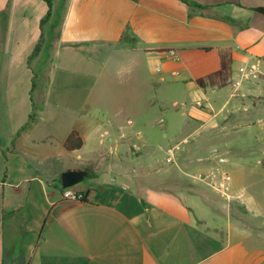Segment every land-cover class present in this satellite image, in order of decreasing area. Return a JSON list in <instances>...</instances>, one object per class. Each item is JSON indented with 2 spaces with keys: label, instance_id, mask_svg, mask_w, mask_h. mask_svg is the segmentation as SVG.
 Here are the masks:
<instances>
[{
  "label": "crops",
  "instance_id": "crops-1",
  "mask_svg": "<svg viewBox=\"0 0 264 264\" xmlns=\"http://www.w3.org/2000/svg\"><path fill=\"white\" fill-rule=\"evenodd\" d=\"M254 5L260 2L52 0L48 17L45 0H0V264H264V243L248 228L261 217V202L235 190L227 153L218 146L231 199L194 178L217 164L210 148L179 147L172 177V168L146 157L155 151L139 142L137 119L139 101L171 96L181 107L172 121L182 116V130L204 127L206 141L226 135L227 151H240L234 136L264 102L253 93L259 83H243V96L232 88L249 57H261L264 70V19L243 14L264 16ZM112 62L126 74L119 94L108 90ZM154 75L170 84L154 91ZM233 97L241 99L221 112ZM72 131L83 143L69 149ZM250 147L264 168V140ZM67 170L87 172L70 187L84 201L64 198Z\"/></svg>",
  "mask_w": 264,
  "mask_h": 264
},
{
  "label": "rangeland",
  "instance_id": "rangeland-1",
  "mask_svg": "<svg viewBox=\"0 0 264 264\" xmlns=\"http://www.w3.org/2000/svg\"><path fill=\"white\" fill-rule=\"evenodd\" d=\"M246 1L260 2V5L254 6L264 7V0ZM243 14L252 22H254L257 18L264 19L263 15L257 16V14L253 10H245L243 11ZM107 56L109 57V54ZM112 58H115V56H113ZM107 63H109V61H107ZM110 66L112 70V76L108 80L115 84L111 87H108V90L110 93L119 94L122 87L118 84L119 82H121V80H124L126 74H124L121 70H117V67H115L113 62L110 63ZM91 81L93 82L94 80ZM101 82V80L98 81L100 87ZM169 84V80L160 82L158 80L157 75L153 76L154 91L161 90L164 88L165 85ZM150 88L151 86L148 87V89ZM98 89L99 88L97 87V90ZM109 92L107 91L106 93ZM256 92L264 96V86L262 82L255 85V90L253 91V93L255 94ZM247 97L248 98H246V101L248 104L249 99L252 98V94ZM239 99L241 98H231V100L222 108L221 112H229L233 108V104ZM223 100L224 99H222L219 103L215 105L213 112L219 110V108L222 106ZM171 103V96H167L166 100L164 101H161L160 99H153V101L150 102L148 105H146V103H141L140 101L138 102V106L140 107V113L142 112L141 117H137L139 122H141L138 123V127L141 130V137L138 140L139 142H141V144H144L145 148L153 147L155 151L153 153L152 151H150V149L148 151L145 150L144 153H149L146 157L150 160L153 154L155 160L161 165L160 169H165L168 166L172 168L170 176L173 177V168L175 167V164H171V162H167L166 160L167 147L171 145H179V147L185 148L190 145H202L206 149L210 148L209 151H211L216 147V149L218 150L219 146L222 150L227 153V156L229 157V167L233 175V183L236 184L235 190L239 188V190L242 191L244 188V195L242 199L245 201H248L247 193H253L255 196L258 197V200L261 202L262 215L256 220H252L254 223L253 225H248V228H250V231L253 233V235L256 234L257 236H259L261 238V241H263L264 243V168L258 162L259 158L261 157V154L257 153L253 148L250 147V142H252L255 138L264 140V102H262V104L259 106L257 113L253 115L252 123H250L249 127L245 128V133L239 134V136H234V140H241L240 143H242L240 145V151L237 152L227 151L226 148L228 147L229 143H231L230 140L232 138L226 139V135H223L225 136V140L219 141L218 143H213L211 141H206L208 131H206V128L204 127H200L198 129L182 130V116H179V118L175 119V122L172 121V116L176 113V111L180 113L181 107H173ZM160 118H164L165 121L160 122ZM135 141V139H131L130 143L134 144ZM109 156L111 157V159H113L112 154H110ZM106 168H109V166ZM153 169H159V166H154ZM87 178L88 177H86L85 180ZM83 181L84 180H82L81 182ZM212 193L216 194V192L214 191H212ZM216 195L218 197V201L224 204L226 203L223 198H220L218 194ZM193 202L195 204L196 211L198 213L203 214L204 216H207L208 219L212 221L210 210L204 207L197 199H193Z\"/></svg>",
  "mask_w": 264,
  "mask_h": 264
},
{
  "label": "built area",
  "instance_id": "built-area-1",
  "mask_svg": "<svg viewBox=\"0 0 264 264\" xmlns=\"http://www.w3.org/2000/svg\"><path fill=\"white\" fill-rule=\"evenodd\" d=\"M167 55L175 59L178 55L174 49L167 50ZM263 60L259 56H251L248 60L241 64L238 68L240 73L239 77L235 79L232 83L233 95L239 94L243 96L241 91V86L245 82H256L263 83L264 86V70H263ZM157 71H161V67H156ZM163 119L161 118L160 121ZM107 140L106 137L102 136L100 138V143L104 144ZM178 145H171L166 149V160L167 162H175L177 156ZM210 153L214 156L217 164L212 165L209 169L201 172H197L196 179L206 183L208 186L212 187L215 191L221 194L222 197L226 199H231L232 194L230 191L231 183V173L225 165L226 158L224 154H221L216 148L212 149ZM63 196L65 199L74 202H81L85 200V195L82 191H75L70 187H63Z\"/></svg>",
  "mask_w": 264,
  "mask_h": 264
},
{
  "label": "water",
  "instance_id": "water-1",
  "mask_svg": "<svg viewBox=\"0 0 264 264\" xmlns=\"http://www.w3.org/2000/svg\"><path fill=\"white\" fill-rule=\"evenodd\" d=\"M87 172L85 170H67L61 175L62 187H71L82 181Z\"/></svg>",
  "mask_w": 264,
  "mask_h": 264
},
{
  "label": "trees",
  "instance_id": "trees-1",
  "mask_svg": "<svg viewBox=\"0 0 264 264\" xmlns=\"http://www.w3.org/2000/svg\"><path fill=\"white\" fill-rule=\"evenodd\" d=\"M46 3L49 6V10H48V14L47 16L49 17L50 13H51V6H52V0H45ZM257 10L264 12V8L263 7H257ZM46 16V18H47ZM46 19H44L43 21H45ZM38 48L36 47V50ZM83 141L81 139V137L78 135L77 131H72L70 132V134L67 136L66 140H65V146L69 149H73V148H77L80 147L82 145Z\"/></svg>",
  "mask_w": 264,
  "mask_h": 264
}]
</instances>
